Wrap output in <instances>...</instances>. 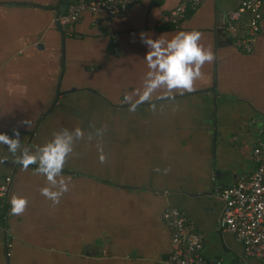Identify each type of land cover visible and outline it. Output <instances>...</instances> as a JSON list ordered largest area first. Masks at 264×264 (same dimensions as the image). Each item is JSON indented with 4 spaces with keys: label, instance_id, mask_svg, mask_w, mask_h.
<instances>
[{
    "label": "crops",
    "instance_id": "crops-1",
    "mask_svg": "<svg viewBox=\"0 0 264 264\" xmlns=\"http://www.w3.org/2000/svg\"><path fill=\"white\" fill-rule=\"evenodd\" d=\"M180 1L138 2L128 16L110 23L111 40L97 27L101 16L88 13L61 34L54 21L66 0H0V133L11 137L18 131L22 146L31 139L32 150L61 129L78 126L87 135L90 125H107L80 121L56 106L63 101L58 97L55 105L56 92L140 88L148 70L141 34L171 39L198 30L217 57L204 65L195 91L157 101L156 112L141 105V138L104 134L106 163L99 162L95 141H80L63 170L71 183L58 206L40 194L46 179L34 174L36 166L15 169L0 144V185L5 177L12 180L0 264H171V236L162 218L168 206L179 209L201 236L208 264H264L246 258L235 237L219 227V192L254 171L252 151L264 139V7L260 34L246 54L221 19L239 0H203L178 29L163 24ZM13 194L28 198L21 216L10 212Z\"/></svg>",
    "mask_w": 264,
    "mask_h": 264
},
{
    "label": "built area",
    "instance_id": "built-area-1",
    "mask_svg": "<svg viewBox=\"0 0 264 264\" xmlns=\"http://www.w3.org/2000/svg\"><path fill=\"white\" fill-rule=\"evenodd\" d=\"M142 0H77L70 4L57 23L60 26L74 25L84 13L99 15L100 25L125 17L132 6ZM203 0H181L179 5L163 18V24L178 29L187 17V11H196ZM264 0H239L235 11L222 15L227 30L233 31L235 46L243 53L252 52L260 34L261 9ZM254 171L241 176L230 186L219 192L223 203L219 227L232 234L241 244L246 258L264 260V139L253 148ZM11 177H5L0 185V208L11 186ZM7 216V214H6ZM6 216L0 218V234L8 236ZM163 221L171 236V264H208L203 256V241L193 232L184 214L168 206L162 214Z\"/></svg>",
    "mask_w": 264,
    "mask_h": 264
},
{
    "label": "clouds",
    "instance_id": "clouds-1",
    "mask_svg": "<svg viewBox=\"0 0 264 264\" xmlns=\"http://www.w3.org/2000/svg\"><path fill=\"white\" fill-rule=\"evenodd\" d=\"M202 33L198 30L179 31L171 37L160 35L153 39L141 34V42L147 47L144 60L147 71L142 85L131 93L125 94L122 103L127 104L130 112H135L142 104H148L150 111L156 112L157 101H174L176 94L183 95L195 91V84L203 77L205 64L216 60V55L210 47L201 43ZM30 126V122H27ZM85 134L80 127L64 128L52 134V138L35 150L22 146L19 132L14 135L0 133V144L6 145L8 152L14 158L13 162L28 170L35 165L36 175L45 177L46 186L39 189L53 207L58 206L61 198L69 189L71 177L63 175V170L70 157L76 155L75 148L80 141L91 145L95 141L100 163L107 162L104 151L103 136L107 126L96 128ZM19 153V155H17ZM5 159L0 158V164ZM156 171H161L156 169ZM170 169H164L167 174ZM28 198L13 194L10 198V212L13 216H21L28 207Z\"/></svg>",
    "mask_w": 264,
    "mask_h": 264
},
{
    "label": "flooded vegetation",
    "instance_id": "flooded-vegetation-1",
    "mask_svg": "<svg viewBox=\"0 0 264 264\" xmlns=\"http://www.w3.org/2000/svg\"><path fill=\"white\" fill-rule=\"evenodd\" d=\"M128 93H131V92H120L119 94H116V92H105V93H101V92H67L66 93V92H63V94L59 96V98H61L63 101H59L58 103V98H55V101L57 99V103H58V104L55 103V105L57 104L56 106H62L66 109H69L70 113H74V115L80 117L79 119L80 121L88 119L87 116L90 115L93 111H94L93 114H97V113L101 114L103 109L109 111L112 114V115L110 114L112 116V119L114 117L113 115L117 114L116 118L118 119L119 118L118 116H120L118 113L120 111H125V110L129 111L128 110L129 106L127 104L122 103L125 94H128ZM71 100L74 103L73 105L69 103ZM135 112L137 113L135 114L134 112H129L131 113L132 118L128 117L126 120H124V117L122 119L120 116V122L117 120H111L108 122V124L111 125V129L113 126H115V128L117 129L121 127L125 128V126L128 127L129 121L133 119H139L138 121L141 122V105L137 108ZM90 116H92V114ZM135 121L137 122V120ZM93 123L97 124L98 122L93 121ZM100 127H103V125H101ZM110 135H112L111 137L112 139H114L113 132L110 133ZM117 135H119V133Z\"/></svg>",
    "mask_w": 264,
    "mask_h": 264
},
{
    "label": "rangeland",
    "instance_id": "rangeland-1",
    "mask_svg": "<svg viewBox=\"0 0 264 264\" xmlns=\"http://www.w3.org/2000/svg\"><path fill=\"white\" fill-rule=\"evenodd\" d=\"M101 93H105V92H101ZM120 92H116V94H119ZM98 101V100H97ZM93 106V105H92ZM140 110V109H139ZM94 112V111H93ZM93 112L91 113L92 114V116H90V115H88L87 117H89L87 120H88V122H92V121H96V122H101L102 124H105V123H107V128H108V130L105 132V135H107L108 136V138L110 137L109 135H110V133H112L113 132V136L115 137V138H117L118 140H120L122 137H123V135H126V136H130L131 137V140H133V138L137 135L138 137H140L141 138V124H140V122H136L135 120H139V119H133V120H130L129 121V126L127 127V126H125V128L124 127H121V128H115V126H113L112 127V129H111V125L110 124H108V122L109 121H111V120H117V121H119L120 122V116H121V118L123 119V117H124V120H126L128 117L129 118H132L131 117V113H129L130 111H127V110H125V111H120L118 114L120 115V116H118L119 118L117 119L116 117H117V114H114L113 116V119H112V114L109 112V111H107V110H105V109H103L102 110V112H101V114L99 113H97V114H93ZM95 112H97V111H95ZM135 114L137 113V112H134ZM111 114V115H110ZM97 117H95V116ZM121 119V120H122ZM86 120V121H87ZM137 131H138V133H137ZM106 133H108V134H106ZM118 133H122V135H117ZM137 133V134H136ZM136 136V137H137ZM139 138V139H140ZM104 139V138H103ZM103 145L104 146H106V144H105V139L103 140ZM94 147V146H93ZM92 150V149H91ZM104 150H105V148H104ZM106 153V152H105Z\"/></svg>",
    "mask_w": 264,
    "mask_h": 264
},
{
    "label": "water",
    "instance_id": "water-1",
    "mask_svg": "<svg viewBox=\"0 0 264 264\" xmlns=\"http://www.w3.org/2000/svg\"><path fill=\"white\" fill-rule=\"evenodd\" d=\"M70 5V3L68 2V0H66V2L64 3V6L62 7V9H60V8H58V10L56 11L57 13H56V20L54 21V26H57V28H58V30H59V32L61 33V32H63V31H69L70 30V28H71V26L72 25H64V26H60L58 23H57V19H58V17L60 16V15H62V14H64V12L66 11V9L68 8V6ZM130 12V11H129ZM129 14V13H128ZM128 14L126 15V16H128ZM125 16V17H126ZM125 17H123V18H117V19H124ZM113 20H116V19H113ZM113 20H111V21H108V22H106L105 24H103V25H97V27L100 29V30H103V31H105V32H107V35H108V37L112 40L113 38H112V36H111V31L109 30V25H110V23L113 21ZM62 34V33H61ZM222 43V44H221ZM221 43H218L217 45L218 46H221V45H224V44H229L230 42H229V40H226L225 42H221ZM61 48H62V63H63V65H62V70H61V74H60V78H59V82H58V86H59V88H60V85H61V82H62V79H63V75H64V69H65V65H64V61H65V38L64 37H62V42H61ZM214 85H215V87H216V74H214ZM67 93V92H66ZM61 94H63V92H56V98H58ZM213 94H216V95H218V92H213ZM55 103H57V99H56V101H55ZM216 112H217V104L215 103L214 104V115L216 114ZM214 122H215V117H214ZM33 137V135L32 134H30V138H32ZM30 141H31V139H29L28 141H27V143L25 144V147H28L29 146V144H30ZM19 165L18 164H16L15 165V169H16V167H18ZM15 169L13 170V173L15 172ZM222 190V189H221ZM9 194V193H8ZM9 195H7V197L5 198V204H9V197H8ZM6 223V222H5ZM6 225V224H5Z\"/></svg>",
    "mask_w": 264,
    "mask_h": 264
},
{
    "label": "trees",
    "instance_id": "trees-1",
    "mask_svg": "<svg viewBox=\"0 0 264 264\" xmlns=\"http://www.w3.org/2000/svg\"><path fill=\"white\" fill-rule=\"evenodd\" d=\"M190 13H192V11L188 10V11H187V16H188ZM7 211H8V204H5V205H3L2 208H0V218H1V217H5L6 214H7ZM5 222H6V221H5Z\"/></svg>",
    "mask_w": 264,
    "mask_h": 264
}]
</instances>
